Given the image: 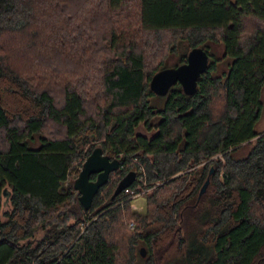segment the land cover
Instances as JSON below:
<instances>
[{
	"label": "trees",
	"instance_id": "1",
	"mask_svg": "<svg viewBox=\"0 0 264 264\" xmlns=\"http://www.w3.org/2000/svg\"><path fill=\"white\" fill-rule=\"evenodd\" d=\"M195 46L196 92L155 94ZM263 87L264 0H0V264H264ZM96 146L121 165L85 209Z\"/></svg>",
	"mask_w": 264,
	"mask_h": 264
},
{
	"label": "water",
	"instance_id": "2",
	"mask_svg": "<svg viewBox=\"0 0 264 264\" xmlns=\"http://www.w3.org/2000/svg\"><path fill=\"white\" fill-rule=\"evenodd\" d=\"M209 66V53L203 46H195L190 49L186 61L166 66L158 70L151 78L150 87L152 91L161 96L167 95L170 88L177 82L181 83L183 90L187 94H194L197 90L198 78L205 73ZM2 98L0 90V100ZM121 165L118 157L111 158L104 154L101 146H96L85 159L83 166L75 179L74 187L80 192V202L85 209L92 205L93 198L99 189L109 180L110 174ZM214 171L211 167L210 173ZM92 174H97L96 178H91ZM137 171H128L116 185L111 198L114 199L123 190H126L136 179ZM210 182V175L203 183L199 197L206 191ZM11 190L4 188L5 201L10 198ZM142 256L147 255L146 247L140 248Z\"/></svg>",
	"mask_w": 264,
	"mask_h": 264
},
{
	"label": "rangeland",
	"instance_id": "3",
	"mask_svg": "<svg viewBox=\"0 0 264 264\" xmlns=\"http://www.w3.org/2000/svg\"><path fill=\"white\" fill-rule=\"evenodd\" d=\"M220 50H221L220 48H217V51H220ZM179 56H178V54L171 55L168 58L166 64L168 66L175 65L177 63L178 59H179ZM262 100H263V109H262V112H261L260 119H259V121L256 124V130L259 131V132L264 130V87L262 89ZM139 130L142 131V132H144V129L142 127ZM251 146H252V144H249L248 143L244 147L239 148V150H237V152H235V153H237L238 155L239 154H244V153L247 154V152L249 151V149L251 148ZM132 207L135 210L141 211V212L145 209V194L143 192L136 194L132 198ZM0 219L1 220H4L5 217L1 214L0 215ZM131 221H134V220H132V219L130 220V222H129V226L130 227H132L130 225L131 224Z\"/></svg>",
	"mask_w": 264,
	"mask_h": 264
},
{
	"label": "built area",
	"instance_id": "4",
	"mask_svg": "<svg viewBox=\"0 0 264 264\" xmlns=\"http://www.w3.org/2000/svg\"><path fill=\"white\" fill-rule=\"evenodd\" d=\"M132 227L134 226V221H131V224H130Z\"/></svg>",
	"mask_w": 264,
	"mask_h": 264
},
{
	"label": "flooded vegetation",
	"instance_id": "5",
	"mask_svg": "<svg viewBox=\"0 0 264 264\" xmlns=\"http://www.w3.org/2000/svg\"><path fill=\"white\" fill-rule=\"evenodd\" d=\"M96 176H97V174H96ZM95 178H96V177H95ZM95 178H94V179H95Z\"/></svg>",
	"mask_w": 264,
	"mask_h": 264
}]
</instances>
